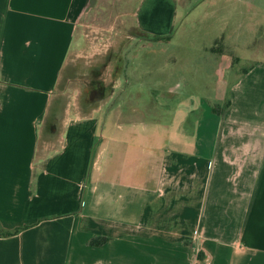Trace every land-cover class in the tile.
Segmentation results:
<instances>
[{
    "label": "crops",
    "instance_id": "crops-1",
    "mask_svg": "<svg viewBox=\"0 0 264 264\" xmlns=\"http://www.w3.org/2000/svg\"><path fill=\"white\" fill-rule=\"evenodd\" d=\"M238 1L249 63L198 70L205 113L50 120L82 1L0 0V264H264V0Z\"/></svg>",
    "mask_w": 264,
    "mask_h": 264
},
{
    "label": "rangeland",
    "instance_id": "rangeland-1",
    "mask_svg": "<svg viewBox=\"0 0 264 264\" xmlns=\"http://www.w3.org/2000/svg\"><path fill=\"white\" fill-rule=\"evenodd\" d=\"M81 1L80 11L71 12L73 40L47 119L104 117L106 105L123 100L148 105L149 117L156 110L168 119L169 111L161 108L185 105L186 91L192 97L186 104L200 105L203 114L210 102L198 82L202 74L204 81L211 79L198 70L213 71L215 53L229 59L230 75L249 63L234 62L250 53L234 14L248 8L242 0ZM241 31L248 33L247 22ZM94 87L103 89L98 98L89 97Z\"/></svg>",
    "mask_w": 264,
    "mask_h": 264
},
{
    "label": "flooded vegetation",
    "instance_id": "flooded-vegetation-1",
    "mask_svg": "<svg viewBox=\"0 0 264 264\" xmlns=\"http://www.w3.org/2000/svg\"><path fill=\"white\" fill-rule=\"evenodd\" d=\"M103 94V89L101 87H94L93 89H91V91L89 92V97L92 98L93 95H95V97H100Z\"/></svg>",
    "mask_w": 264,
    "mask_h": 264
},
{
    "label": "trees",
    "instance_id": "trees-1",
    "mask_svg": "<svg viewBox=\"0 0 264 264\" xmlns=\"http://www.w3.org/2000/svg\"><path fill=\"white\" fill-rule=\"evenodd\" d=\"M91 243L98 245V244L101 243V240H100V239H93V240L91 241Z\"/></svg>",
    "mask_w": 264,
    "mask_h": 264
}]
</instances>
